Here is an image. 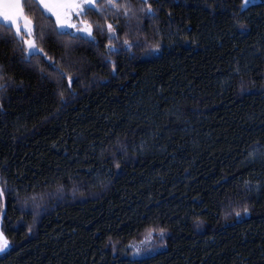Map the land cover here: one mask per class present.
Here are the masks:
<instances>
[{"label": "trees", "instance_id": "obj_1", "mask_svg": "<svg viewBox=\"0 0 264 264\" xmlns=\"http://www.w3.org/2000/svg\"><path fill=\"white\" fill-rule=\"evenodd\" d=\"M24 3L43 51L0 27V264H264V0H98L95 42Z\"/></svg>", "mask_w": 264, "mask_h": 264}, {"label": "snow or ice", "instance_id": "obj_2", "mask_svg": "<svg viewBox=\"0 0 264 264\" xmlns=\"http://www.w3.org/2000/svg\"><path fill=\"white\" fill-rule=\"evenodd\" d=\"M251 0H243L244 6H247ZM39 5H42L44 9H47L48 12L52 13L55 16V23L60 26L58 29V34L65 35L64 32L65 27L75 28L77 33H83V35H76L75 33H70L69 35H73L76 39H91V42H95V37L93 36V28L91 23L81 20L80 24L83 27H80L76 23L71 22V14L74 12L77 17L83 12L85 7H88L89 10L93 9V5H95V0H37ZM110 6L114 8H119L120 6L115 3V0H109ZM96 9H99V5L95 6ZM103 11L102 9H99ZM147 10H152V5L147 4ZM125 11H127V6H125ZM86 15V13H84ZM0 20L4 23L0 24V27L4 28H15V35L20 37L21 42L26 45L24 51L28 53L25 59H29L32 55L39 54L43 50L40 49L34 38L26 39L25 35L21 32V27H23L26 31L28 37H33L34 29H33V21L28 17L25 12V3L24 0H0ZM107 30L109 33H115V29L111 23L107 24ZM113 37L110 36L109 40L111 41ZM128 44L127 41H125ZM131 47V44H128ZM114 46L109 44L110 50ZM159 46H157L158 48ZM3 78L2 69H0V79ZM4 85H0V88H3ZM2 103H0V107H2ZM119 167V165H117ZM4 189L0 187V197L3 196ZM245 212H247V208H245ZM239 215V213H237ZM31 227L28 228V231L31 232ZM151 233L145 238V243H150ZM160 235L163 237L164 230L160 229ZM10 247V242L8 237L5 235L3 228V215L0 214V253H5L8 251ZM137 254H139V250H137ZM152 256V249H149L142 257L140 264H145V261Z\"/></svg>", "mask_w": 264, "mask_h": 264}, {"label": "rangeland", "instance_id": "obj_3", "mask_svg": "<svg viewBox=\"0 0 264 264\" xmlns=\"http://www.w3.org/2000/svg\"><path fill=\"white\" fill-rule=\"evenodd\" d=\"M255 1H257V0H251V2H253V3H254ZM97 2H98V0H95V5H93V8H95V6L97 5ZM40 6H41V8L43 9V11L45 12V14H47V15L53 17L54 19H56L55 16H54L52 13L48 12L47 9H44L42 5H40ZM87 9H88V7H85V8L83 9V12L80 14L79 17H77V15L73 12V13L71 14V22H72V23H76V24H78L80 27H83V25L80 24V21L82 20V16H83V14L86 12ZM0 23H4V22H3L2 20H0ZM57 25H58V24H57ZM58 27L60 28L59 25H58ZM64 30H65V31H68V32H70V33H75L76 35H83V33H77V30H76L75 28L65 27ZM21 32L25 35V38H26V39H32V38H33V37H28V36H27L26 31H25V29H24L23 27H21ZM9 248H10V247H9ZM142 248H143V247H142L141 244H135V245H133L132 250H133V252L136 254V256H139V254H140L141 251H142ZM8 250H9V249H8ZM137 250H139V254H137ZM5 253H6V252H5ZM1 254H3V253H0V255H1Z\"/></svg>", "mask_w": 264, "mask_h": 264}]
</instances>
